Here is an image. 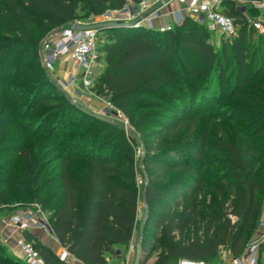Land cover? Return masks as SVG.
Segmentation results:
<instances>
[{
    "label": "trees",
    "instance_id": "trees-1",
    "mask_svg": "<svg viewBox=\"0 0 264 264\" xmlns=\"http://www.w3.org/2000/svg\"><path fill=\"white\" fill-rule=\"evenodd\" d=\"M4 1L8 5L4 8L6 24L14 31L23 32L24 28L36 24L46 30L69 26L76 20H85L90 14L97 16L107 9L121 8L129 0ZM236 1L222 0L220 4L224 8L221 11L233 18L237 25L236 35L225 38L220 50L208 41L207 26L190 15L187 23L185 17L174 24V29L164 32L135 27L132 28L141 31L135 32L131 27L104 29L111 33L104 45L107 66L96 80L94 90L125 112L135 106L143 108L141 97L146 94L159 95L182 106L167 113L169 120L160 124L163 132L172 133L188 118L196 120L205 110L203 94L196 97L195 87H181L179 81L183 76L172 68V50L187 49L207 66L215 64L221 81L230 67L243 77L238 82L237 93L241 96L249 94L247 101L257 109L250 112L255 118L248 123V129L257 127L244 130L240 144L221 143L218 157L208 155L206 133L184 145L174 144L164 150L154 145L152 153L148 152L142 158L144 183L141 186L135 164L113 155L117 149L110 145L114 135L118 133L125 139V132L118 123L102 121L76 108L78 121L70 125L74 107L65 104L47 114L38 131L35 130L37 136L55 143L60 160L56 181L46 183V188L57 186L56 191L48 193L40 207L60 244L81 263L110 264L108 253L129 247L135 237L137 246L141 242L143 252L140 264H146L150 253L157 249L160 254L154 264H177L181 259L211 263L216 260L221 247H227L234 256L241 255L247 247V234L264 209V52L261 55L263 61L255 66L253 54L248 55L253 33L247 29L245 12L233 7ZM14 55L10 53L5 70L10 68ZM29 57L30 52H25L24 62ZM198 70H191L194 78L200 73ZM42 76L37 88L30 87L32 90L36 88V92L27 106L28 112L52 100L40 89L50 84L45 82L46 79L41 80ZM258 79L255 91L240 92V87ZM166 88H176L177 91L162 94ZM195 98L203 101L196 104L199 101ZM3 109L2 116H11L0 126V137L7 125L14 124L17 119L11 112L23 110L16 105ZM85 121L89 125L95 124L94 133L86 137L68 135L74 131L73 125L82 128ZM48 122L52 124L47 126ZM33 124L26 122L20 128L27 134ZM163 132L158 133L162 135ZM87 138H91V143L79 151L80 144ZM258 138H262L259 143ZM12 146V150L26 160L27 176L21 179L11 177L9 184L0 188V205L5 204L3 199L6 197L16 199V203H38L39 193L45 190L39 187L42 169L36 163L38 159L25 147L16 143ZM75 160L84 161V167L78 173L70 169ZM211 164L220 166V169H209ZM181 167L183 177L171 178L172 173ZM10 193L14 195L10 196ZM209 197H212L211 202H208ZM141 203L144 207L140 220ZM24 234L46 264H73L61 259L45 244L37 241L36 245L29 231ZM0 264L25 263L5 253L0 243Z\"/></svg>",
    "mask_w": 264,
    "mask_h": 264
},
{
    "label": "rangeland",
    "instance_id": "rangeland-1",
    "mask_svg": "<svg viewBox=\"0 0 264 264\" xmlns=\"http://www.w3.org/2000/svg\"><path fill=\"white\" fill-rule=\"evenodd\" d=\"M248 2V0H237L233 7L239 10L245 9L244 12L248 19L247 29L253 33L249 42L251 48L248 55L251 56L253 54L256 66L263 61L261 55L264 52V43L262 42V39H264V28L263 30H258L250 24V19L252 17H258V12L252 10L251 3ZM7 6L8 5L4 0H0V126L4 124L3 122L6 118L11 116H2L1 112L4 110L3 108H13V105H16L19 109L21 108L23 110L17 113L11 112L12 116L17 119L14 124L7 125L5 133L0 137V188L6 187L9 184L11 177L15 176L17 179H21L27 176L26 160L11 148L13 147L12 145L16 143V145L25 147V149L30 151L35 158L37 157L38 160L36 163L37 165L39 164L38 166L42 169L39 172V187L44 188L45 190L39 193L38 203H16V199L11 200L7 197L4 198L3 202L5 204L0 205V218L1 216L9 217L12 214L26 210V208L42 210L40 207L41 202L46 198L48 193L50 194L56 191L57 186L46 188L47 181H56V173L59 170L58 165L60 160H58V151L55 150V143L34 134L36 133L35 130L38 131V126L44 120V117L47 114L64 107L65 104H71L72 107H74L73 109L71 108L72 118L70 125H72L74 122L78 121L77 109L81 110L76 106V103L81 107L93 111L90 105H92V102H95L90 99L92 95L88 90L82 88L77 82L72 83L66 65L64 69H60V65L58 66V64H56L55 70L50 71L45 67L44 62L40 57L39 46L41 41L44 38L46 39L50 33L56 32L59 28L55 27L47 30L40 29V24H36L35 27L24 28L23 32L14 31L5 22V15L7 14L4 12V8ZM219 9L223 10L224 8L220 5ZM103 13L97 16L90 14L82 21L99 23L102 21L101 18ZM187 17L190 16H186V23L190 19ZM172 28L174 29V24ZM206 29L208 32V41L214 46V48L220 50L222 41L225 38L209 27ZM131 30L135 32L141 31L139 29H133L132 27ZM109 35H111V33L100 30L98 59L100 65L94 85L97 83L96 80L99 79L107 66L104 45L108 43L110 39ZM24 51L30 52V57L26 62H24ZM10 53L15 54L14 59L10 63V68L5 70L11 57ZM172 54L174 59L172 68L177 69L183 76L179 81L180 86L189 88L195 87L196 97L203 94L202 96L206 102L204 113L199 115L196 120L188 118L182 126L178 127L172 133L167 134L166 132H163V127L160 126V124L162 125L169 120V117L166 116L167 113H170V111L175 112L182 108V106L171 102L169 99H163L159 97V95L146 94L141 97L144 105L143 108L135 106L129 108V110H127L128 112L120 110L121 115L118 117H115L116 115L114 112L112 113L104 108L105 100L107 99L105 95L102 94L100 95L101 98L97 99L100 101L98 103H103V108L100 106L96 111L114 117L119 127L125 132V139L121 138L117 133L114 135L110 144L114 146H111L113 149L117 147L113 154L114 157H124L135 164L138 184L141 186L144 183V178L141 172L143 169L142 158L146 153H152V147L154 145H157L159 150H164L174 144L184 145L187 141L206 133L208 140L206 146L207 150H209L208 155L210 157H218V146L221 145V143L227 142L234 144L236 142L237 144H240L244 137V130L251 131L257 127L255 126L248 129V123L252 120L254 121L255 118L250 116V112L252 113L257 109L256 107L253 108L252 104L247 101L249 94L241 96L237 93V88H239L238 82L243 79L242 76L237 75L230 67V69H227L225 72L226 74H224L221 81L219 70L216 68V65L214 64L209 67L205 63L198 61L192 51L187 49L178 51L175 49L172 50ZM192 69H199L198 71H200L196 78H194L191 73ZM39 73L43 74L41 80L46 79L45 82H50L48 86H42L40 89L42 90L43 95H49L52 100L47 101L42 106L36 107L33 111L28 112L27 106L31 102L32 97L36 92L35 89L38 87L37 84H39L40 81L39 77L41 74ZM258 81L259 79L256 81L252 80L249 84L240 87L241 91H239L242 93H247L248 91L251 93L252 91H255L254 89L258 88ZM94 85L92 91L96 92L94 90ZM34 86L36 88L32 90L30 87ZM83 90L89 95L84 93ZM176 91V88H166L162 90V94L170 95ZM262 96H264V94ZM70 99H72L74 103L71 102ZM195 100L199 101L196 104H200L203 101L202 98H195ZM196 110L197 106L195 105L194 111ZM26 122H29L30 124L34 123L29 129L31 132H28V135L23 132L22 128H20V125ZM51 124L52 122H48L47 126ZM72 128H74V131L68 132V135L81 134L86 137L88 134L95 132L96 126L95 124L89 125V122L85 121L82 128H79L78 125H73ZM158 132H163V134L160 135ZM131 136L135 137L138 141L135 142ZM261 139L262 138H258L256 140L257 143H259ZM90 143L91 138L84 140L82 144H80L79 151L84 149V147H88ZM83 167L84 161L75 160L70 169L73 173H78ZM219 167L220 166L215 164L208 166L209 169H220ZM182 172L183 168L181 167L172 173L171 178H182ZM11 195L14 194L10 193V196ZM211 201L212 197H209L208 202ZM143 207L144 206L141 203L139 215L140 220L143 215ZM263 221L264 209L262 214L255 219L251 230L247 234V245L258 237L262 231ZM9 227L11 226L9 225ZM1 230H3V226L1 227L0 223V243L4 247L5 253H9L25 264H29L22 254L15 252L13 249L17 240L11 238L8 242H5L1 235ZM136 239L137 237L133 240L134 245H136ZM37 244L36 241V245ZM129 247L115 249L108 253L110 264H134L136 251L135 253H131ZM159 254V249L152 251L148 256L146 264H154L157 261ZM232 257L235 256L227 247H221L216 260L211 262V264H224Z\"/></svg>",
    "mask_w": 264,
    "mask_h": 264
},
{
    "label": "built area",
    "instance_id": "built-area-1",
    "mask_svg": "<svg viewBox=\"0 0 264 264\" xmlns=\"http://www.w3.org/2000/svg\"><path fill=\"white\" fill-rule=\"evenodd\" d=\"M186 5L189 15L198 22L206 25L213 31H216L224 38H230L237 33V25L233 18L224 14L220 9L222 0H177ZM161 0H129L121 8L107 9L101 18V22L117 21L132 22L139 25H133L135 28H150L140 26L142 24L151 26L152 20L159 16L158 9L152 10L160 3ZM251 5L257 9L260 14L258 17H252L250 24L258 30L264 28V0H253ZM152 10V11H151ZM183 20L181 13L175 14V20L164 26L154 30L168 31L171 30L173 24L180 23ZM80 24H93L76 20ZM97 23V22H95ZM100 30L84 29L75 30L72 24L57 29L56 32L50 34L43 43V62L50 71L55 70L56 63L59 59L68 56L72 61V69L69 73L72 83H78L82 88L96 99L101 98L99 94L92 91L94 81L99 69V37ZM105 109L111 111L118 117L121 111L117 109L108 99L105 100ZM38 210L36 213L23 210L9 217L2 218L3 223L16 227L22 233L16 244L25 260L29 264H46L41 257L39 251L33 242L27 240L24 235L25 231H29L37 226L51 230L48 220ZM130 252L137 251V245L130 244ZM70 255L64 251L61 259L65 260ZM128 264V263H122ZM177 264H211L204 260L181 259ZM224 264H264V221L262 223V231L257 238L252 240L239 256L232 257Z\"/></svg>",
    "mask_w": 264,
    "mask_h": 264
},
{
    "label": "crops",
    "instance_id": "crops-1",
    "mask_svg": "<svg viewBox=\"0 0 264 264\" xmlns=\"http://www.w3.org/2000/svg\"><path fill=\"white\" fill-rule=\"evenodd\" d=\"M156 8L158 9L159 16L155 17L152 20L151 26L147 25L148 23L146 24V27H150L149 29H156L158 27L164 26L167 23H172L173 20H175V14L177 12L181 13L183 18H185L187 15H189L188 11L186 10V5L184 3L178 2L177 0H172L171 2H169L168 4H165V5L158 4L155 7H153L152 10H154ZM243 11H245V9H243ZM56 64H58V66L60 65V69H64V67L66 65V68H68L69 73L72 69V61L68 56L59 59ZM83 92H84V90H83ZM84 93L89 95L87 92H84ZM87 98H89V97H87ZM90 99L95 101V102H92V105H90L91 108L93 109V111L100 112V111H96V109L100 106L103 108V103H98L100 101H98L93 96H91ZM104 108H105V105H104ZM26 210L28 212H31V213H36L39 210L44 215L43 217H45V219L47 220L46 215L40 209H31V208L27 209L26 208ZM5 217L6 216H1V218H0L1 227L3 226V230H1L2 237L4 238L5 242L6 241L8 242V240L11 238L13 240L14 239L18 240L21 237L22 233L16 227L10 225L12 227L11 228V227H9L8 224L3 223L2 218H5ZM4 227H6V228H4ZM29 233L32 235V237L36 241H39V242L45 244L46 246L50 247L57 255H59V257H61V255L64 251H67L65 249V247H63L60 244V242L58 241V239L55 237V235L52 233L51 230L45 229L44 227L37 226L36 228L29 230ZM13 246H14V244H13ZM13 249L15 250V252L20 253L16 243H15V246ZM65 261L73 263V264H83L71 255H68L67 258L65 259Z\"/></svg>",
    "mask_w": 264,
    "mask_h": 264
},
{
    "label": "water",
    "instance_id": "water-1",
    "mask_svg": "<svg viewBox=\"0 0 264 264\" xmlns=\"http://www.w3.org/2000/svg\"><path fill=\"white\" fill-rule=\"evenodd\" d=\"M172 0H161V4L165 5L168 4L169 2H171ZM133 25H139L138 23H132V22H117V21H103V22H99V23H93V24H80L77 22H73L72 23V27L75 30H84V29H98V30H104V29H111V28H121V27H132ZM140 26H146L144 24L140 25ZM52 34V33H50ZM45 41V38L41 41L40 46H39V52H40V57L43 61V52H42V48H43V43ZM71 102L74 103V101L72 99H70ZM76 106L81 109L83 112L96 117L102 121L108 122V123H117V121L114 119V117L107 115V114H103V113H99V112H94V111H90L84 107H81L80 105H78L76 103ZM145 193V190L143 191V194ZM144 220L145 218L142 220L140 228H141V232L143 231V226H144ZM52 231V230H51ZM142 247H141V242H138V246H137V251H136V255H135V263L134 264H140V260L142 257Z\"/></svg>",
    "mask_w": 264,
    "mask_h": 264
}]
</instances>
